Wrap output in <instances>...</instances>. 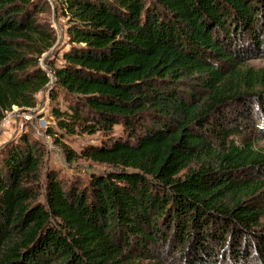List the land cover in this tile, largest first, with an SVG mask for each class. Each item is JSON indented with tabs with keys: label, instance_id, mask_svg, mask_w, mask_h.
<instances>
[{
	"label": "trees",
	"instance_id": "obj_1",
	"mask_svg": "<svg viewBox=\"0 0 264 264\" xmlns=\"http://www.w3.org/2000/svg\"><path fill=\"white\" fill-rule=\"evenodd\" d=\"M50 6L0 0V126L47 91L46 135L103 170L4 144L0 264H264V0H61L52 59Z\"/></svg>",
	"mask_w": 264,
	"mask_h": 264
},
{
	"label": "rangeland",
	"instance_id": "obj_2",
	"mask_svg": "<svg viewBox=\"0 0 264 264\" xmlns=\"http://www.w3.org/2000/svg\"><path fill=\"white\" fill-rule=\"evenodd\" d=\"M50 9L46 14V18L54 28L57 41L52 49L50 59L54 56H61V52L68 46V34L66 19L62 16L61 0H50ZM54 53V54H53ZM256 67L264 66V60H257L251 62ZM50 98L47 91H43L37 95V106L31 112L24 111L18 107H14L12 112L7 113L6 118L0 126V149L8 141L18 138L22 134H28L30 138H36L44 147V164L45 168L57 171L60 177L66 183H79L82 185L87 181L90 171L103 170L102 165H97L81 159L72 165H68L64 159V154L60 146L55 145L53 137L46 135V128L49 122L50 113ZM25 113V114H24ZM26 116H30L26 119ZM43 118L45 123H41ZM117 132H120L117 129ZM102 136L96 134L94 136L82 135L67 137L64 139L65 143L76 151L88 145L101 144ZM257 146L264 150V140L260 141Z\"/></svg>",
	"mask_w": 264,
	"mask_h": 264
},
{
	"label": "built area",
	"instance_id": "obj_3",
	"mask_svg": "<svg viewBox=\"0 0 264 264\" xmlns=\"http://www.w3.org/2000/svg\"><path fill=\"white\" fill-rule=\"evenodd\" d=\"M49 2H50V0H48ZM42 67H43V69L46 71V72H48V74L50 75V77H52V74L50 73V71H48V69H47V67L45 66V64H44V62H42ZM35 108H33V109H28V110H25V111H29V112H31L32 110H34ZM25 114V113H24ZM30 118V116H26V119H29ZM40 122L41 123H45V120L43 119V118H41L40 119Z\"/></svg>",
	"mask_w": 264,
	"mask_h": 264
}]
</instances>
